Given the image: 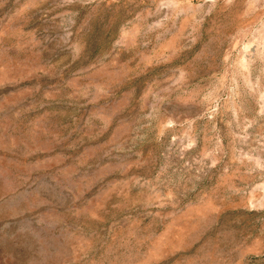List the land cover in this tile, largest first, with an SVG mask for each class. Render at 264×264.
<instances>
[{
	"label": "rangeland",
	"instance_id": "rangeland-1",
	"mask_svg": "<svg viewBox=\"0 0 264 264\" xmlns=\"http://www.w3.org/2000/svg\"><path fill=\"white\" fill-rule=\"evenodd\" d=\"M0 264H264V0H0Z\"/></svg>",
	"mask_w": 264,
	"mask_h": 264
}]
</instances>
